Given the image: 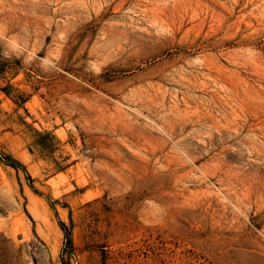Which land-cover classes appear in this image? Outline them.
<instances>
[{"label": "rangeland", "instance_id": "1", "mask_svg": "<svg viewBox=\"0 0 264 264\" xmlns=\"http://www.w3.org/2000/svg\"><path fill=\"white\" fill-rule=\"evenodd\" d=\"M0 157V264H264V0H0Z\"/></svg>", "mask_w": 264, "mask_h": 264}, {"label": "trees", "instance_id": "2", "mask_svg": "<svg viewBox=\"0 0 264 264\" xmlns=\"http://www.w3.org/2000/svg\"><path fill=\"white\" fill-rule=\"evenodd\" d=\"M0 161H1V162H2V161H7V164H8V165H10V166H12V167H14V168H21V169L25 170V168H24L21 164L17 163L16 161H14V160H12V159L7 158V160H2V158L0 157ZM61 226L64 228L63 225H61Z\"/></svg>", "mask_w": 264, "mask_h": 264}]
</instances>
